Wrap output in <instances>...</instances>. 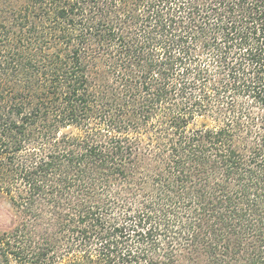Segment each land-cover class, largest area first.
I'll return each instance as SVG.
<instances>
[{"label":"trees","instance_id":"16d2710c","mask_svg":"<svg viewBox=\"0 0 264 264\" xmlns=\"http://www.w3.org/2000/svg\"><path fill=\"white\" fill-rule=\"evenodd\" d=\"M0 264H264V0H0Z\"/></svg>","mask_w":264,"mask_h":264},{"label":"rangeland","instance_id":"374dc122","mask_svg":"<svg viewBox=\"0 0 264 264\" xmlns=\"http://www.w3.org/2000/svg\"><path fill=\"white\" fill-rule=\"evenodd\" d=\"M12 211L8 203L7 197L0 192V230L10 227Z\"/></svg>","mask_w":264,"mask_h":264}]
</instances>
